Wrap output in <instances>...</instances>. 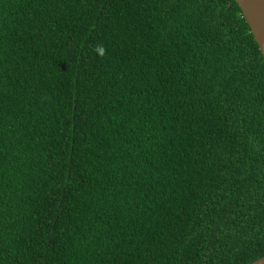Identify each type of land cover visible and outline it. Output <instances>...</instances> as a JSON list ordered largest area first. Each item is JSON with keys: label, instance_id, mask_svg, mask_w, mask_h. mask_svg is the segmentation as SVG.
Segmentation results:
<instances>
[{"label": "trees", "instance_id": "trees-1", "mask_svg": "<svg viewBox=\"0 0 264 264\" xmlns=\"http://www.w3.org/2000/svg\"><path fill=\"white\" fill-rule=\"evenodd\" d=\"M41 2L0 0V264L263 257L264 57L237 2Z\"/></svg>", "mask_w": 264, "mask_h": 264}, {"label": "water", "instance_id": "water-1", "mask_svg": "<svg viewBox=\"0 0 264 264\" xmlns=\"http://www.w3.org/2000/svg\"><path fill=\"white\" fill-rule=\"evenodd\" d=\"M264 57V0H235ZM249 264H264V256Z\"/></svg>", "mask_w": 264, "mask_h": 264}, {"label": "rangeland", "instance_id": "rangeland-1", "mask_svg": "<svg viewBox=\"0 0 264 264\" xmlns=\"http://www.w3.org/2000/svg\"><path fill=\"white\" fill-rule=\"evenodd\" d=\"M30 1H31V3L29 4L28 16H29V18H33L37 14V12H39L41 14V9H43V6L41 4L42 3L41 2L42 0H29V2ZM148 5L150 7H155V5H153L152 3H148ZM0 103H1V100H0ZM5 110L6 109L3 106V112ZM4 115H5V117L4 116L2 117V115L0 116V121L4 124L5 129H7L5 122H7V119L8 118L6 117L7 115H6L5 112H4ZM37 253H39V254H37V257L39 259V263L40 264H47V261H44V257H42V255H41V254H43V256H44L46 254V250H39V252H37ZM49 258H50V260H48V264H56V262L51 257H49Z\"/></svg>", "mask_w": 264, "mask_h": 264}, {"label": "clouds", "instance_id": "clouds-1", "mask_svg": "<svg viewBox=\"0 0 264 264\" xmlns=\"http://www.w3.org/2000/svg\"><path fill=\"white\" fill-rule=\"evenodd\" d=\"M48 260H50V258H47V260H45V261H47V264H48Z\"/></svg>", "mask_w": 264, "mask_h": 264}]
</instances>
